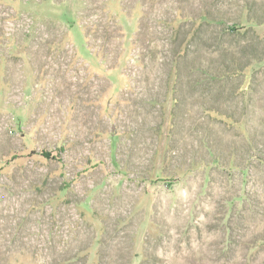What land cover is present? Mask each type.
<instances>
[{
    "label": "rangeland",
    "instance_id": "374dc122",
    "mask_svg": "<svg viewBox=\"0 0 264 264\" xmlns=\"http://www.w3.org/2000/svg\"><path fill=\"white\" fill-rule=\"evenodd\" d=\"M0 264H264V0H0Z\"/></svg>",
    "mask_w": 264,
    "mask_h": 264
},
{
    "label": "trees",
    "instance_id": "16d2710c",
    "mask_svg": "<svg viewBox=\"0 0 264 264\" xmlns=\"http://www.w3.org/2000/svg\"><path fill=\"white\" fill-rule=\"evenodd\" d=\"M238 28L239 27L236 24H234L232 26H229L228 30L230 33H234L236 31L238 32ZM233 60H234V58H233ZM224 63H226V62H224ZM241 70H242V68L238 69V71H241ZM225 71H226L225 74L222 75L221 77H229V76L232 77V74L235 73V70H231L229 65H227L225 67ZM215 78H216V75H213L212 73L207 72V76L205 77V80L213 81Z\"/></svg>",
    "mask_w": 264,
    "mask_h": 264
}]
</instances>
